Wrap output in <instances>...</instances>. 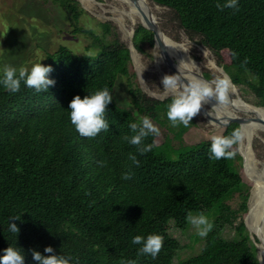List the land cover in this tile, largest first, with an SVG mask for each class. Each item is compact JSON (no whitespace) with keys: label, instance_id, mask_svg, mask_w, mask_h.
<instances>
[{"label":"trees","instance_id":"trees-1","mask_svg":"<svg viewBox=\"0 0 264 264\" xmlns=\"http://www.w3.org/2000/svg\"><path fill=\"white\" fill-rule=\"evenodd\" d=\"M51 1L65 13L74 35L90 37L93 47L88 51L93 52L78 55L61 46L48 54L46 66L53 69L49 79L55 84L47 91L37 92L21 81L20 90L12 93L0 84V257L12 246L25 255V264H37L32 250L51 255L44 251L51 246L54 254L70 257V264H172L181 246L168 233L170 222L184 230L191 212L214 217L213 228L200 254L180 264H259L244 221L237 224L248 213L253 186L233 161L238 142L230 149L232 158H210L212 136L230 135L240 126L233 123L205 134L193 122L180 124L177 132L169 130L173 138L161 130L159 136L150 134L143 144L155 146L141 155L125 139L134 135L130 124L144 117L168 120L171 98L156 101L138 85L133 88L130 50L116 37L106 41L112 33L109 23H99V36L79 27L84 10L78 2ZM152 1L172 10L183 29L200 36L225 71L237 70L232 82H246L264 106V0H238V10L223 11L217 3L226 0ZM133 44L143 53L144 45L154 47V34L140 24ZM246 73L255 84L240 77ZM119 78L128 81L129 107L115 99ZM105 87L113 96L105 111L109 129L82 137L70 121L68 105L76 95L83 98ZM126 172L131 179H122ZM236 194L243 200L234 210L227 201ZM16 216L21 219L10 221ZM10 222L17 224L19 234L8 230ZM226 227L236 231L237 240L223 238ZM149 234L163 237L155 258L140 255L141 245L131 242Z\"/></svg>","mask_w":264,"mask_h":264},{"label":"rangeland","instance_id":"rangeland-1","mask_svg":"<svg viewBox=\"0 0 264 264\" xmlns=\"http://www.w3.org/2000/svg\"><path fill=\"white\" fill-rule=\"evenodd\" d=\"M75 1L78 2L79 8L84 10L78 23L79 27L93 30L97 35L103 36V29L100 27L99 23H109L112 26V33L111 36L106 38V41H112L116 37L126 46L133 42L132 36L125 37L119 26L112 21L113 14L111 12H128L127 4L114 0H95L96 3H99L100 7H97L94 11H87L82 7L78 0ZM149 2L151 3L150 8L152 9L150 10L151 12L153 11L152 13L156 16L166 37L177 45H191L189 47L188 56L194 61L204 76H209H206L205 78L212 81L217 77L223 76L221 70L217 68L218 59L216 55L211 50H209V52L207 50L208 48L201 44V37L191 34L183 29L177 15L172 10L161 6L160 10L155 11L153 8L155 3L151 0ZM121 3L125 5L124 7L126 9L124 7L122 9L123 5ZM103 11L109 13H104ZM138 25H140V22L136 25H132V23L128 21L127 26L131 31L136 29ZM61 46L68 47L78 55L93 52L92 50L88 51L89 47H93L90 37L84 34L74 35L73 28L70 25L67 16L62 9L58 5H55L51 0H0V75L2 74V69L6 65L16 68L17 73L19 68L28 67L30 69L31 66L37 62H42L46 66L48 63L47 55L55 53ZM143 48L144 52H139V54H137L144 68L143 73L141 74L139 72L136 62H132L129 66L130 73L136 74V77L132 78L133 88L138 85L142 89V93L151 99L154 98L150 96V93H153L157 97L165 96L166 94L163 91L161 81L166 74L173 75L174 72H172L164 63L162 64L159 60V53L157 50L149 48L146 45H144ZM205 50L207 55H209L207 56L208 58H205L202 53ZM210 59L217 62L215 65L216 70L209 67L208 63ZM226 73L229 77H233L237 74V70L227 68ZM141 75L145 82L142 81ZM240 77L244 80H248L251 84L256 83V79L250 73L240 74ZM232 91L233 90H229V94L234 99L240 97L245 103L253 108L264 107L262 106L261 100L246 82L240 85H235V91ZM114 96L119 105L123 107L131 106V95L129 94V86L126 79H118L115 86ZM166 97L167 99L171 98V95L167 94ZM154 100L158 101L157 99ZM227 100L229 99L227 98ZM204 107L208 112L213 114L216 112L215 106L212 108L207 104L204 105ZM227 107H231V105H228ZM164 113L165 112H163L162 116H164ZM238 115L245 116L242 113H238ZM161 122L162 123L153 122V124L163 131V133H166L173 138L174 135L169 132V130L177 132L178 126L173 127L171 122L166 120V117H162ZM192 122L196 128L202 130L205 134H211L217 130L214 126L215 124L211 125L201 112L193 118ZM192 122H190V124H192ZM251 136V146L255 158L264 164V132L258 134L252 133ZM233 161L238 168H243L244 170V159L239 153V150L238 155L233 158ZM242 200V195L236 194L227 201V204L231 206L232 209L236 210L239 208ZM206 217L210 223L214 220V217L212 216ZM244 219V216H239L237 224H240ZM246 232L251 235V237H255L248 228H246ZM168 233L170 237L177 240L181 246V249L178 251L172 264H180L182 261L196 257L200 254L206 236H199L197 234V229L190 223H188L184 230H181L177 227L174 221H171ZM223 238L227 241L237 240L238 234L233 228L226 227L223 231ZM251 244H255L252 239ZM260 244L261 242L258 241L257 258L260 254Z\"/></svg>","mask_w":264,"mask_h":264},{"label":"clouds","instance_id":"clouds-1","mask_svg":"<svg viewBox=\"0 0 264 264\" xmlns=\"http://www.w3.org/2000/svg\"><path fill=\"white\" fill-rule=\"evenodd\" d=\"M217 7L223 11L225 8L238 10V0H226L225 3H217ZM165 46L167 41H163ZM174 47V46H173ZM206 50L204 51V56ZM189 60H179L177 64L178 74H166L161 83L165 94L171 95V102L167 105V118L173 127L182 124L188 127L193 118L200 113L202 106L211 100H216L218 105L227 103V94L232 86L230 78L225 74L212 81L199 78L191 74ZM51 66H45L42 62L34 63L31 68L21 67L18 70L12 66H4L0 84L3 87L16 93L20 90L21 81L29 88H34L37 92L49 90V86H54L55 81L49 79ZM142 79V75H141ZM187 80V83L183 81ZM142 81H144L142 79ZM145 82V81H144ZM113 102V96L108 88L96 90L91 94L81 98L76 95L68 105L70 109V121L75 130L87 138L96 137L102 130L107 131L109 124L105 119V111ZM130 129L134 133L131 137H125L131 145L136 146L137 152L141 155L151 151L155 146L152 144L144 145L143 141L150 134L160 135V129L153 124L150 118L144 117L140 123H131ZM243 139V131L239 128L233 130L230 135H214L211 138L210 158L212 159H230L235 153L230 151L234 144ZM129 159L139 166V160L134 154H130ZM122 179H131L130 173H124ZM19 216L10 218V221L20 220ZM186 220L197 229V234L201 237L206 236L213 228L212 223L203 214L193 215L189 212ZM11 233L19 234L20 228L16 223L10 222L9 229ZM132 244L141 245L140 255H150L155 258L163 247V237L159 234H149L147 237L136 235L132 238ZM43 255L39 251L32 250L33 260L37 264H70V257L54 254V249L49 246L44 249ZM0 264H25V255L12 246L4 249V255L0 257ZM127 264H136L135 261H128Z\"/></svg>","mask_w":264,"mask_h":264},{"label":"bare ground","instance_id":"bare-ground-1","mask_svg":"<svg viewBox=\"0 0 264 264\" xmlns=\"http://www.w3.org/2000/svg\"><path fill=\"white\" fill-rule=\"evenodd\" d=\"M79 3L84 7L87 11H94L96 10L97 7H100L99 3H96L95 0H78ZM118 2H122L127 4L128 7V12L127 11H118V12H111L113 14L112 21L115 22L120 28V30L123 32L125 37H131L132 36V30L130 31L128 29V21L132 23V25H136L137 23H141V16L138 12V9L130 0H114ZM150 0H141L140 4L145 8V9H151V3L149 2ZM121 3V4H122ZM122 9L125 6L122 4ZM154 10L158 11L161 8L159 6L153 5ZM121 8V7H120ZM125 8V7H124ZM126 9V8H125ZM152 10V9H151ZM104 13H109L105 12ZM153 12V11H152ZM129 39V38H128ZM127 40V39H126ZM167 41V51L169 52L170 56L175 59L176 61V67L178 64V61L183 59V60H189L188 52H189V47L191 45H177L171 40H169L167 37L165 38ZM174 46V47H173ZM208 50V49H207ZM209 51V50H208ZM210 52V51H209ZM204 55V51L202 52ZM136 51L133 53V58L138 66L139 72L142 74L144 71V68L140 62V58L137 55ZM207 52L206 55L204 56L205 58H208ZM215 58V57H214ZM160 60V57H159ZM161 61V60H160ZM193 61V60H192ZM162 62V61H161ZM216 63L212 59L209 60V67L214 68L213 70H216ZM163 64V62H162ZM217 68L221 70V74L225 75L224 71L222 70L221 67L217 64ZM189 69L191 74L201 78V75H203L200 72V69L198 66L193 62L192 64L189 65ZM198 71V72H197ZM217 72V71H216ZM215 72V73H216ZM227 75V74H226ZM230 90H233L232 92L235 91V88L231 86ZM166 96V95H165ZM162 97V96H161ZM231 97V98H230ZM227 98L229 102H227L224 105H218L216 100H211L209 102H206L204 105H209L213 108V106L216 107L214 114L211 113L212 115H218V116H223V115H229L232 116L236 113L240 112H245L247 115L254 114L252 116L254 117H259L264 120V108H256V107H251L248 104H245V102L241 103L240 99H232V96L227 94ZM231 103V104H230ZM213 105V106H212ZM228 105H231V107H227ZM240 111V112H238ZM210 122V121H209ZM211 125L215 124L213 122H210ZM243 139L239 141L238 143V150L239 153L243 156L244 159V164L245 166L247 165L249 175L248 179L252 181L253 186H252V191H251V200H250V212L249 215L246 218L247 222V228L248 230L254 235L255 237L259 238L262 242L260 244V254L259 257L264 261V164L259 162L255 158V154L252 149V136L251 134H258V133H263L264 132V125L259 123V122H253L251 124L243 126ZM244 166V168H245ZM246 170V168H245Z\"/></svg>","mask_w":264,"mask_h":264},{"label":"water","instance_id":"water-1","mask_svg":"<svg viewBox=\"0 0 264 264\" xmlns=\"http://www.w3.org/2000/svg\"><path fill=\"white\" fill-rule=\"evenodd\" d=\"M134 6L137 7L138 9V12L141 16V25L146 28L147 30L151 31L153 34H154V40H155V45L153 47V49L157 50L158 53H159V57H160V60L172 71L174 72V74H178V68L176 67V61L173 57L170 56L169 52L167 51V46H165L163 44V41H165V38H166V35L163 31V29L161 28L159 22L157 21V18L156 16L151 12V10H149L148 8L145 9L141 4H140V1L141 0H130ZM152 1V0H151ZM153 3H155L154 1H152ZM156 6H159L161 7L160 5L156 4ZM84 8V7H83ZM85 9V8H84ZM86 10V9H85ZM134 35H135V29L132 30V38H134ZM128 49L130 50V56H131V60L133 63H135V60L133 58V53L134 51H136L137 53L138 50L135 48L133 42H131L130 45H127ZM207 48V47H206ZM208 50H210L208 48ZM222 70L224 71L225 74L226 71L224 70L223 67H221ZM227 76L229 77V75L227 74ZM201 78L202 79H205V76L204 75H201ZM230 78V77H229ZM231 80V78H230ZM209 81V80H208ZM184 83H187V80H184L183 81ZM231 84L233 86V88H235V84L232 82L231 80ZM150 96L154 99H157L158 101H165L167 99L166 96H155L153 93L151 94L150 93ZM231 98V97H230ZM234 98L232 97L231 100H233ZM240 99L241 103H243L244 101L238 97V100ZM247 104V103H245ZM264 108V107H263ZM203 116L210 122H213L215 123V127L216 129H220V128H224V127H227V126H230L231 124L233 123H236L240 126V129L242 130L243 129V126L245 125H248V124H251L253 122H259L261 124L264 125V120L261 119V118H257V117H254L252 115H254L253 113L250 114V115H247L245 112H240L242 114H244L245 116H239L238 113L237 114H234L232 116H229V115H223V116H218V115H212L211 112H208V110L204 107V105L202 106V109L200 111ZM239 143V142H238ZM242 156V155H241ZM243 158V156H242ZM244 173L246 174V176L248 177L247 173H246V170L244 168ZM253 189V188H252ZM251 189V191H252ZM250 200H251V192H250V197H249V200H248V214L246 215L245 219H244V224L247 228V222H246V218L247 216L249 215V212H250ZM250 238L252 240H254V243L256 245V248L258 249V241L262 242L259 238H255V237H251L250 235ZM258 240V241H257ZM258 261H259V264H264V261L258 256Z\"/></svg>","mask_w":264,"mask_h":264}]
</instances>
